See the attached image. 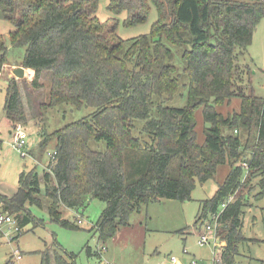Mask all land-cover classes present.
Segmentation results:
<instances>
[{
  "label": "trees",
  "instance_id": "trees-1",
  "mask_svg": "<svg viewBox=\"0 0 264 264\" xmlns=\"http://www.w3.org/2000/svg\"><path fill=\"white\" fill-rule=\"evenodd\" d=\"M151 5L158 17L150 32L125 41L117 34L116 18L98 20L96 0H0V16L13 26L11 43L25 47L20 66L33 71L32 84L39 87L42 73H51L49 101L40 111L60 104L94 109L43 135L40 153L48 142L56 143L47 171L42 176L36 168L21 172L15 194H0L1 209L21 233L32 219L26 207L40 206L43 192L51 200L50 219L77 229L76 221L62 219L59 207L78 211L85 199H98L105 208L94 228L105 240L128 225L129 216L142 206L189 201L196 180L203 184L219 165H228L224 182L201 202L194 226L219 213L214 263L236 264L245 241V195L239 192L244 186L250 191V182L257 179L264 197V97L236 92L249 68L243 65V75L239 58L264 19V0H109L108 10L124 13V25L133 26L146 21ZM164 41L190 47L183 53L188 77L184 107L154 101L171 99L180 87ZM5 54L0 35V72ZM233 98L239 99L238 111L223 115L216 110ZM198 109L204 122L202 144L194 131ZM4 113L11 130L27 122L14 79L6 87ZM136 119L145 121L138 136ZM100 141L105 142L103 152L89 147ZM41 264H50L47 253ZM54 264L75 263L57 255Z\"/></svg>",
  "mask_w": 264,
  "mask_h": 264
},
{
  "label": "rangeland",
  "instance_id": "rangeland-1",
  "mask_svg": "<svg viewBox=\"0 0 264 264\" xmlns=\"http://www.w3.org/2000/svg\"><path fill=\"white\" fill-rule=\"evenodd\" d=\"M96 1L98 20L105 22L111 17L116 18L118 20L117 34L125 41L148 34L158 17L157 10L151 5L146 21L126 26L124 13L114 15L108 10L109 0ZM12 30L13 26L0 16V35L6 46L5 60L9 66L20 65L25 55V47H16L11 43L9 34ZM164 44L171 51L172 65L176 70L174 76L179 80L180 87L171 99L154 97V101L166 107H184L187 101L188 77L184 73L186 61L183 53L190 50V47H178L167 41H164ZM239 60L241 66L245 65L249 68L244 75L245 66H243L244 78L241 83L239 82L236 92L242 91L245 94L264 97V19L255 27L251 44ZM7 71L9 67L0 72V140L2 141L0 194L11 197L17 190L21 172L36 168L38 175L42 176L43 172L47 171L50 160L47 153L51 154L54 151L56 143L48 142L44 152L40 153L39 143L43 135L89 116L94 109L92 107L76 109L70 104H60L40 111V105L49 101L51 73L44 71L39 79L40 86L35 87L32 84L34 73L32 71L31 76L28 77V72L31 73L28 70L26 76L18 79L16 83L27 117L26 123L19 124L22 125L27 136V146L32 150L33 155L21 157L9 145L14 135L8 133L12 126L4 113L6 87L12 79L10 76L12 72ZM238 109V98H233L229 106L216 107V110L223 115L236 112ZM195 119L196 140L202 144L205 139L202 109L196 111ZM144 123V120H134L135 135H139ZM226 132L231 133L228 129H223V133ZM89 147L103 152L105 142H90ZM228 172V165H219L212 179L203 184L196 180L189 201L160 200L142 206L140 212H134L129 216L128 225L122 226L115 236L105 240L99 238L94 228L105 208L104 202L92 198L85 199L84 207L78 211L60 206L59 212L62 219L69 222H75V219L81 221L77 229H70L50 219L48 207L51 200L42 192L38 196L40 206L26 207L32 219L22 227L23 230L19 236L16 235L17 239L8 242L6 236L8 226L2 227L0 264H41L44 253L48 254L50 264H54V258L57 255L75 264H171L172 257H175L179 264H187L190 261L196 264H215L214 252L217 250L221 229L216 231V247L212 241L199 246L197 241L209 219H203L196 227L194 223L201 202L215 194ZM256 183L257 179H253L249 184L250 191L248 186H244L245 188L239 192L245 195L242 208V235L245 241L239 246L236 264H264V197H260L261 190ZM183 250L187 254H184ZM17 254L21 256L19 260L15 258Z\"/></svg>",
  "mask_w": 264,
  "mask_h": 264
},
{
  "label": "built area",
  "instance_id": "built-area-1",
  "mask_svg": "<svg viewBox=\"0 0 264 264\" xmlns=\"http://www.w3.org/2000/svg\"><path fill=\"white\" fill-rule=\"evenodd\" d=\"M28 77H30L32 73L28 72ZM27 74V71H26ZM11 134L14 135V139L12 141L9 142L10 147L15 150L17 153L20 154L21 157H26V156H30L28 152V146H27V136L22 128V125L17 124L11 131ZM1 145H2V141L0 140V149H1ZM47 155L49 156L50 159H53L54 156L56 155V152L53 151L51 154L47 153ZM244 169H247V165L243 164ZM228 199L227 202H229ZM226 203H222L221 207H220V212L221 210H223V208H225ZM219 213L217 214H213L212 216H210L211 222H208L205 226H204V230L203 232L200 233L199 236V240L197 241V244L199 246H204L205 244H208L210 241L213 242L214 247L215 243L217 242L216 239V231L218 228V224H217V219H218ZM76 223L80 224L81 221L79 219H76ZM3 226H8V232L6 234V236L8 237V242H11L14 240V238L16 237V235L20 234V230L17 227V224L14 220L13 217H11L10 215H8L6 212H4L1 209V205H0V231L2 233V227ZM3 234V233H2ZM103 249V248H102ZM184 254H187V252L185 250H183ZM214 255L217 256V252L215 250ZM16 260H19L21 258L20 254H17L15 256ZM216 258V257H215ZM217 260V258H216ZM171 264H179V261L175 258L172 257L170 259ZM187 264H196L194 261H190Z\"/></svg>",
  "mask_w": 264,
  "mask_h": 264
},
{
  "label": "crops",
  "instance_id": "crops-1",
  "mask_svg": "<svg viewBox=\"0 0 264 264\" xmlns=\"http://www.w3.org/2000/svg\"><path fill=\"white\" fill-rule=\"evenodd\" d=\"M18 66H20V65H11V66H9L8 64H6V65L4 66V69H5V68H7V67H9V71H7V72H10V73H11V72H12V70H13L15 67H18ZM26 71L28 72V70H27V69H25V74H24V77L26 76ZM29 71H30V70H29ZM31 73H32V71H31ZM10 76H11V78H12V79H15V80H16V82L18 83V79H17V78H15V77H14V75H13L12 73H11V75H10ZM12 76H13V77H12ZM11 131H12V130H11V128H10V130L8 131V133H10V134H11ZM28 149H29V148H28ZM28 152H29V154H30V155L32 154V150H30V149H29V150H28ZM32 155H33V154H32ZM32 155H31V156H32Z\"/></svg>",
  "mask_w": 264,
  "mask_h": 264
},
{
  "label": "water",
  "instance_id": "water-1",
  "mask_svg": "<svg viewBox=\"0 0 264 264\" xmlns=\"http://www.w3.org/2000/svg\"><path fill=\"white\" fill-rule=\"evenodd\" d=\"M12 74L14 75L15 78H17V79H21V78L24 77V74H25V68H23L22 66L15 67V68L12 70Z\"/></svg>",
  "mask_w": 264,
  "mask_h": 264
}]
</instances>
